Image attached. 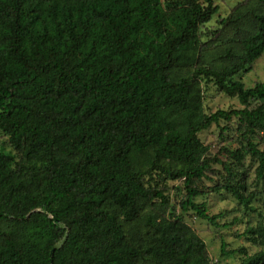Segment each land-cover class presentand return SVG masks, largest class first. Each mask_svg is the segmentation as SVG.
I'll return each mask as SVG.
<instances>
[{
    "label": "trees",
    "instance_id": "obj_1",
    "mask_svg": "<svg viewBox=\"0 0 264 264\" xmlns=\"http://www.w3.org/2000/svg\"><path fill=\"white\" fill-rule=\"evenodd\" d=\"M215 1L0 0V264H50L59 242L52 264H211L166 180H182L183 212L215 227L197 197L224 190L247 211L260 199L263 220L242 232L260 249L221 240V253L264 264V81L242 80L264 53V0L220 19L225 40L206 27ZM208 83L242 107L207 113ZM233 118L240 146L223 147L226 162L199 134ZM214 164L222 183L198 185Z\"/></svg>",
    "mask_w": 264,
    "mask_h": 264
},
{
    "label": "rangeland",
    "instance_id": "obj_2",
    "mask_svg": "<svg viewBox=\"0 0 264 264\" xmlns=\"http://www.w3.org/2000/svg\"><path fill=\"white\" fill-rule=\"evenodd\" d=\"M219 10L213 19L206 25L212 31L219 30L220 39H227L232 36V30L225 29L220 23V19L233 13L235 8L245 9L250 5H255L256 0H216ZM249 3V5H248ZM248 5V6H247ZM219 46V45H218ZM217 47V46H216ZM212 52L208 54V60L212 58ZM207 57V56H206ZM242 80L246 86H253L257 82L264 81V53L255 60L249 71L242 74ZM204 97L203 105L207 113L216 111L217 109H238L242 105L237 97H230L216 89L212 83L203 85ZM226 125V129L221 131V127ZM241 125L236 118L229 122L221 121L218 125L211 124L210 127L200 132V139L209 146V154L217 155L221 160L229 162L231 159L223 151V147L235 149L240 146L239 132ZM264 134L259 133L255 138V142L261 149H264ZM0 146H3L5 151L10 150L7 143V138L0 133ZM255 161L246 157L242 167L245 173L248 190H260L261 185L255 181L254 175ZM224 170L218 164L212 165V170L207 173V178H204L198 185H205L211 188L213 185L222 183ZM165 194L169 197V208H175V214H180L184 221L198 234L206 244L207 254L211 264H242L243 254L236 252L226 254L221 253V240L227 246L226 250H233L239 247H244L248 254L257 252L260 246L248 241L242 232L249 226L262 221L260 216V199L253 202L255 211L245 210L230 194L224 190L218 192L209 191L203 196L195 199L196 202H203L206 211L210 215H219L218 226L210 225L206 220L195 215L193 210L189 209L183 212L180 208V201L185 196V189L182 180H166ZM222 225V226H221ZM221 226V227H219Z\"/></svg>",
    "mask_w": 264,
    "mask_h": 264
},
{
    "label": "water",
    "instance_id": "obj_3",
    "mask_svg": "<svg viewBox=\"0 0 264 264\" xmlns=\"http://www.w3.org/2000/svg\"><path fill=\"white\" fill-rule=\"evenodd\" d=\"M61 228L65 229L66 230V227L63 225V224H59ZM66 237V235L64 236V238ZM62 242H59L57 243L56 245H54L53 249L51 250L50 252V264H52V259H51V256H52V253H53V250L58 248L60 245H61Z\"/></svg>",
    "mask_w": 264,
    "mask_h": 264
}]
</instances>
